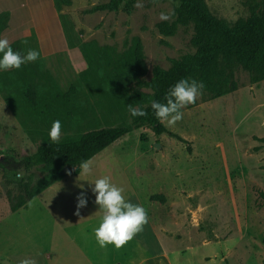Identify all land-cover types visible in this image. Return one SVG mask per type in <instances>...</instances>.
I'll use <instances>...</instances> for the list:
<instances>
[{
    "label": "rangeland",
    "instance_id": "374dc122",
    "mask_svg": "<svg viewBox=\"0 0 264 264\" xmlns=\"http://www.w3.org/2000/svg\"><path fill=\"white\" fill-rule=\"evenodd\" d=\"M108 2L56 0L74 22L70 43L80 40L86 54L69 100L60 97L71 85L48 89L44 76H28L22 67L0 72V221L7 218L0 224V254L15 261L25 254L37 264H264V205L257 200L264 194L263 146H255L254 136L264 135V81L250 85L240 67L232 75L236 91L213 100L204 91L183 110L181 121L171 126L160 121L166 134L156 136L147 126L133 130L91 160V175L62 168L68 176L12 215L22 181L34 185L51 174L39 167L25 175L20 161L50 140L54 121H61L60 141L130 122L115 77L126 76L138 42L147 68L142 82L151 79L154 68L168 71L173 62L195 55L191 25L178 26L173 36L156 28L174 22L177 0H139L142 8L134 7L138 0H124L116 12L89 13ZM204 3L226 27L264 10V0ZM161 13L170 19L161 21ZM10 78L22 89L32 86L30 79L36 83L34 109L10 94ZM130 89L138 104L149 105L152 92L134 84ZM105 176L149 217L143 231L120 249L99 247L94 235L102 212L91 189ZM81 191L88 203L76 215ZM152 196H162L165 203L151 201Z\"/></svg>",
    "mask_w": 264,
    "mask_h": 264
},
{
    "label": "trees",
    "instance_id": "16d2710c",
    "mask_svg": "<svg viewBox=\"0 0 264 264\" xmlns=\"http://www.w3.org/2000/svg\"><path fill=\"white\" fill-rule=\"evenodd\" d=\"M179 6L174 11V22L157 24L158 33L163 36H173L178 26L191 25L193 28L192 46L195 55L173 62L168 71L154 68L151 79L142 82L147 74L143 46L138 42L134 48L133 65L127 67L126 76L115 77V84L126 106L143 108L146 117L130 116L129 123H122L113 127L91 130L60 141L58 144L44 139L31 155L20 161L22 172L26 175L33 168L51 169V174L32 185L30 181H22L21 194L17 195L16 202L11 205L14 213L26 209L28 202L36 198L41 192L62 181L68 173L62 168L76 169L83 161L92 160L114 143L130 135L133 130L147 126L156 136L166 134L167 130L157 120L151 110L152 100L164 102L167 91L177 81L183 78L202 81L204 91L212 93L209 100L220 98L236 91L232 83L235 68L240 67L249 76L250 85L264 81V10L252 14L246 20H240L231 27H226L220 21L211 17L204 0H177ZM124 0H109L105 5L93 8L89 13L116 12ZM14 51H18L15 49ZM230 82L232 87L225 90L224 84ZM141 86L153 93L149 105L142 107L132 96L130 87ZM78 84H73L66 94L60 98L67 101L77 90ZM23 94L29 107L36 106V96L31 86L23 87ZM137 102V103H135ZM178 142L186 144L180 137L174 135ZM257 140V139H254ZM260 142L264 143V139ZM189 152V149H188ZM151 201L165 203L162 196H152ZM258 206L264 205V194L258 193Z\"/></svg>",
    "mask_w": 264,
    "mask_h": 264
},
{
    "label": "clouds",
    "instance_id": "9594fccd",
    "mask_svg": "<svg viewBox=\"0 0 264 264\" xmlns=\"http://www.w3.org/2000/svg\"><path fill=\"white\" fill-rule=\"evenodd\" d=\"M136 8H142L143 5L138 2L134 5ZM161 21H168L169 14L161 13ZM40 59V53L36 49L29 48L26 54L20 51H14L10 41L7 38H0V72L9 70H20L22 65L35 63ZM205 85L202 81L183 78L177 81L165 94L163 100H152L151 110L155 118L162 122H167L169 126L175 125L184 117V109L193 105L203 95ZM128 112L131 117H146L147 112L143 108L132 107L128 105ZM49 138L53 143H59L61 139V121L56 120L52 123L49 130ZM93 171V162L91 160L83 161L79 165V172L85 175H91ZM17 179H23L18 175ZM94 187L91 189L95 195V204L102 212L101 222L95 228L94 235L97 244L101 248L109 245L120 249L126 243L131 241L138 233L142 232L144 226L148 223L149 217L147 210L137 204L127 201L123 195V189L110 182L105 176L96 179ZM85 193L77 196V212L87 206ZM20 264H37L35 259H23Z\"/></svg>",
    "mask_w": 264,
    "mask_h": 264
},
{
    "label": "crops",
    "instance_id": "0c3cea01",
    "mask_svg": "<svg viewBox=\"0 0 264 264\" xmlns=\"http://www.w3.org/2000/svg\"><path fill=\"white\" fill-rule=\"evenodd\" d=\"M69 28L74 35L73 20L60 9L56 0H0V38H7L13 50L17 49L22 54H26L29 48L39 51L40 59L35 63L22 65V70L28 76L31 73L44 76L49 84L44 82L51 85L47 86L48 89L57 86L65 89L72 85L76 80L77 69L86 60L85 48L80 40L70 43ZM30 83L31 87L36 86L31 79ZM8 87L10 94L24 100L23 89L12 78ZM254 136L258 139L255 146H263L261 152L264 159V143L260 142L264 135ZM21 210L23 209L18 211ZM5 220L7 218L0 221V224ZM23 259H26L25 254L22 257L18 255L17 261L7 254H0V264H20Z\"/></svg>",
    "mask_w": 264,
    "mask_h": 264
},
{
    "label": "water",
    "instance_id": "95a60500",
    "mask_svg": "<svg viewBox=\"0 0 264 264\" xmlns=\"http://www.w3.org/2000/svg\"><path fill=\"white\" fill-rule=\"evenodd\" d=\"M156 146L158 147V144Z\"/></svg>",
    "mask_w": 264,
    "mask_h": 264
}]
</instances>
